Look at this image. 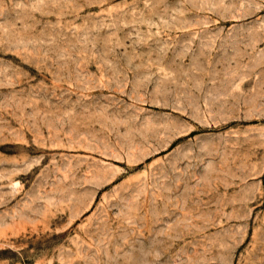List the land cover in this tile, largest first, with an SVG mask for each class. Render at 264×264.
Returning <instances> with one entry per match:
<instances>
[{
    "label": "rangeland",
    "instance_id": "obj_1",
    "mask_svg": "<svg viewBox=\"0 0 264 264\" xmlns=\"http://www.w3.org/2000/svg\"><path fill=\"white\" fill-rule=\"evenodd\" d=\"M0 264H264V0H0Z\"/></svg>",
    "mask_w": 264,
    "mask_h": 264
}]
</instances>
